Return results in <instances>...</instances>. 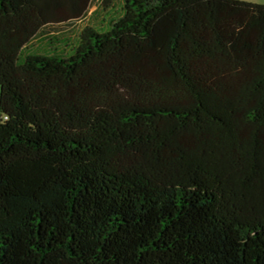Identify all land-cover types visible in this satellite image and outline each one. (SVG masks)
Instances as JSON below:
<instances>
[{
	"label": "trees",
	"instance_id": "trees-1",
	"mask_svg": "<svg viewBox=\"0 0 264 264\" xmlns=\"http://www.w3.org/2000/svg\"><path fill=\"white\" fill-rule=\"evenodd\" d=\"M91 1L0 0V264H264V6Z\"/></svg>",
	"mask_w": 264,
	"mask_h": 264
},
{
	"label": "rangeland",
	"instance_id": "rangeland-1",
	"mask_svg": "<svg viewBox=\"0 0 264 264\" xmlns=\"http://www.w3.org/2000/svg\"><path fill=\"white\" fill-rule=\"evenodd\" d=\"M103 1L104 0H92L88 13L85 15V19L82 22H76V23L67 24L63 26L47 27L45 31L47 32V34L57 35L59 33L64 34L66 31H79L86 25L100 24V22L104 18L103 15L99 13L101 11V5ZM234 1H241V2H246L250 4L264 6V0H234ZM95 11H97V15L94 14ZM70 29H73V30H70ZM100 32H104V31H100ZM70 39L72 38L71 37L67 38V40H70Z\"/></svg>",
	"mask_w": 264,
	"mask_h": 264
},
{
	"label": "crops",
	"instance_id": "crops-1",
	"mask_svg": "<svg viewBox=\"0 0 264 264\" xmlns=\"http://www.w3.org/2000/svg\"><path fill=\"white\" fill-rule=\"evenodd\" d=\"M67 25V24H66ZM58 26H63V25H58ZM55 27V26H54ZM70 30H72V29H70ZM72 31H66L64 34V38L65 39H67L68 37H71L72 38V35L70 34ZM61 34H63V33H61ZM60 33L59 34H57V35H61Z\"/></svg>",
	"mask_w": 264,
	"mask_h": 264
}]
</instances>
